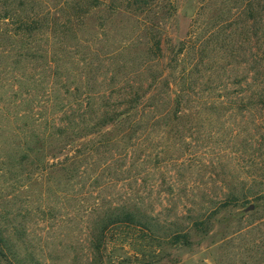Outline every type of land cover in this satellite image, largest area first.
<instances>
[{
    "label": "rangeland",
    "instance_id": "obj_1",
    "mask_svg": "<svg viewBox=\"0 0 264 264\" xmlns=\"http://www.w3.org/2000/svg\"><path fill=\"white\" fill-rule=\"evenodd\" d=\"M256 1L0 0V264H264ZM31 16L82 20L34 50ZM163 77L178 105L97 123L136 84L157 105ZM124 210L148 222L95 235Z\"/></svg>",
    "mask_w": 264,
    "mask_h": 264
},
{
    "label": "trees",
    "instance_id": "obj_2",
    "mask_svg": "<svg viewBox=\"0 0 264 264\" xmlns=\"http://www.w3.org/2000/svg\"><path fill=\"white\" fill-rule=\"evenodd\" d=\"M254 4L256 5L250 4L249 2H245L241 11L243 13H245V11H248V10H251L252 12L254 11V13L251 14L250 18L252 19V24L255 27L253 31L254 33L252 34H254L255 36L256 50H253L254 52L252 56L254 60V65L250 70L253 72V75L251 77H253V79L258 84L259 89L253 90L252 93H254V95H257V96H264V0L263 1L257 0ZM248 19L246 18V20ZM81 20L82 19H78L76 17L75 18L67 17L65 19H62L61 33H57L55 31L49 33V31H47V29L45 28L46 26L45 24L49 21V19L46 17L31 16L27 18L26 20L17 19V22L19 25L18 29H25L26 31L31 32L30 48L34 49V47H32L34 45L36 48L34 50H37L38 48H40V46L38 47L39 45L38 40L42 39L43 37L45 40H47V38L50 37L51 39H48V40H53V42L57 41L59 44H61V42H64L63 40L65 37L66 38L76 37V34L73 33L72 31H69L66 27H69L70 25H73V24H78L81 22ZM45 42H46L45 45H47V47H49L48 45H53L49 41H45ZM156 48L159 51L162 49L160 39L156 41ZM152 54H154L155 59L153 60V62L151 61L152 64L150 65V67L152 65L156 67V65H158L157 61L159 59V55L161 56V53L157 57L155 55L156 54L155 51ZM158 70H161V68H158ZM248 70L246 71V73L248 72ZM153 71H155L154 68H153ZM162 72H163V69L154 75L155 82L162 75ZM163 78L164 80L159 83L160 89L157 90L155 94L153 93V94H149V96L147 95L148 96L147 98H151L159 94H162L164 92V95H167V97H165L162 101H159L157 105H153L151 109H146L144 111L143 109L144 104H142L140 100L143 95L134 96L136 94V91H139L141 89L139 88L141 85L136 84L134 87V90L136 88L137 89L133 91L132 93H129V97H127V99L125 100L127 108L122 113L117 112L115 109L105 110L103 113H101L99 120H97L99 122L97 123L101 124V126L103 124H109V123H112V124L126 123L128 127H133L134 125H137L140 121H142V119L147 120L145 118L147 112L158 111L162 113V111L158 110L160 109V107L164 111L167 109H168L167 111H169L173 105L174 106H176L175 104L178 105V102L176 100L177 97L171 98L169 96L170 95L169 94V91H170L169 79L165 77ZM171 80L173 81V83L176 82L174 81L175 80L174 77H171ZM241 89H246V88H241ZM158 115L160 114L158 113ZM148 219H149V216L146 217L145 215H137V216L134 215L132 210H124L122 213L115 214L113 217L112 215L110 216V214H108V216L106 214V217L100 220L101 225L98 227L95 235L96 236L103 235L104 230L108 228L109 226H111L112 224L121 223L124 221L131 222L134 224H141V223L145 224L146 222H148ZM200 224L201 222L199 223L197 221L194 222L195 226L200 225ZM91 244H92L93 249L98 250V243H96V240L95 241L92 240Z\"/></svg>",
    "mask_w": 264,
    "mask_h": 264
}]
</instances>
